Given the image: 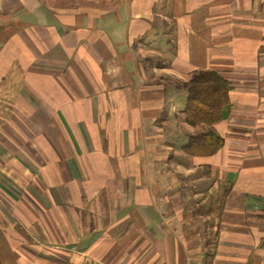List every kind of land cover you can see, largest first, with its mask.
I'll list each match as a JSON object with an SVG mask.
<instances>
[{
    "label": "crops",
    "instance_id": "1",
    "mask_svg": "<svg viewBox=\"0 0 264 264\" xmlns=\"http://www.w3.org/2000/svg\"><path fill=\"white\" fill-rule=\"evenodd\" d=\"M199 70L230 85L206 158L162 91ZM0 264H264V0H0Z\"/></svg>",
    "mask_w": 264,
    "mask_h": 264
},
{
    "label": "trees",
    "instance_id": "2",
    "mask_svg": "<svg viewBox=\"0 0 264 264\" xmlns=\"http://www.w3.org/2000/svg\"><path fill=\"white\" fill-rule=\"evenodd\" d=\"M229 87V83L214 71L199 70L189 75L184 84L183 123L200 130L188 135L181 145L185 156L206 158L219 152L223 142L211 128L227 117Z\"/></svg>",
    "mask_w": 264,
    "mask_h": 264
},
{
    "label": "rangeland",
    "instance_id": "3",
    "mask_svg": "<svg viewBox=\"0 0 264 264\" xmlns=\"http://www.w3.org/2000/svg\"><path fill=\"white\" fill-rule=\"evenodd\" d=\"M157 27H152L151 29H148L146 31L145 34L141 35L140 37L136 38V39H132L133 40V45L134 48H137L141 50V52L145 49V51L149 50V48H153L155 45L164 47V51H168L171 48V41L169 38L170 35V28L167 27L165 25V22H161L156 24ZM155 34H158V36H156ZM129 41V40H127ZM133 48V49H134ZM136 50V49H134ZM139 52V51H138ZM140 63V62H139ZM138 63V64H139ZM166 59H165V55L162 56H156V55H151L150 57L146 58L145 60H142V62L140 63L141 68H142V73L146 74L148 76V73L150 75V70L151 67H161L166 66ZM137 64V65H138ZM136 79L141 77L139 76V71H136ZM164 78V77H163ZM188 81V80H187ZM186 83V82H185ZM183 82L180 81H176V82H172L169 78H164L162 79V88L164 92H166L165 94V101L164 104L165 106L168 105L167 104V99H172L175 100V104L177 105L178 109V115H177V119L178 121L182 124L183 123V108H184V99L186 96V90L184 88V84ZM173 91V95L171 94V91ZM164 115H162L161 117H159V119L157 120V125L162 129V131L166 132V128H165V122H164Z\"/></svg>",
    "mask_w": 264,
    "mask_h": 264
}]
</instances>
